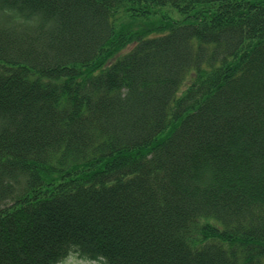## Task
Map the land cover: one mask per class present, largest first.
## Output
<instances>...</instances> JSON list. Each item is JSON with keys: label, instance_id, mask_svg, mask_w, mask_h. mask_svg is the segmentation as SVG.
I'll list each match as a JSON object with an SVG mask.
<instances>
[{"label": "trees", "instance_id": "1", "mask_svg": "<svg viewBox=\"0 0 264 264\" xmlns=\"http://www.w3.org/2000/svg\"><path fill=\"white\" fill-rule=\"evenodd\" d=\"M72 254L264 264V0H0V264Z\"/></svg>", "mask_w": 264, "mask_h": 264}, {"label": "rangeland", "instance_id": "2", "mask_svg": "<svg viewBox=\"0 0 264 264\" xmlns=\"http://www.w3.org/2000/svg\"><path fill=\"white\" fill-rule=\"evenodd\" d=\"M188 83V80L183 84L179 95L182 93V91L185 89L186 85ZM57 264H99L97 261H92L86 258H81L76 254H72L69 257H67L65 260L57 263Z\"/></svg>", "mask_w": 264, "mask_h": 264}]
</instances>
